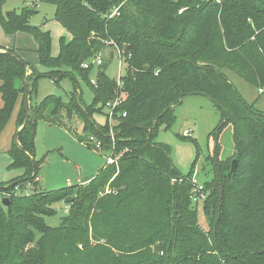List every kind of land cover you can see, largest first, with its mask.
<instances>
[{
  "label": "trees",
  "instance_id": "obj_1",
  "mask_svg": "<svg viewBox=\"0 0 264 264\" xmlns=\"http://www.w3.org/2000/svg\"><path fill=\"white\" fill-rule=\"evenodd\" d=\"M35 1L54 6L53 20L71 37L59 38L56 56L50 55V33L30 25L35 11L25 6L19 13L0 10L2 30L29 34L45 76L59 85V71L68 69L73 89L66 103L47 96L34 106L33 118L7 151L9 169L23 175L0 183V196L9 201L8 208L0 204V264H264V113L223 73L234 72L264 94V0ZM107 45L123 54L127 71L117 86L99 68L90 87L93 105L101 107L82 109L76 77L88 80L91 67L83 71L82 64ZM27 68L34 69L0 46V133L25 92ZM37 80L30 81L28 101ZM188 96L214 104L217 133L230 127L237 161L229 179L227 160L214 166L216 177L203 183L206 196L198 203L192 202L195 161L182 175L167 147L156 141ZM115 98L121 102L113 109L110 137L107 121L99 126L90 116ZM21 100L18 128L24 94ZM63 109L69 118L73 111L86 121L89 135L81 142L88 145L95 137L102 150L125 152L85 185L43 191L36 182L41 161L34 159V127L38 119L53 122ZM26 184L34 186L32 193L16 194ZM55 202L68 213L50 227L43 217L56 214ZM199 204L207 231L198 223Z\"/></svg>",
  "mask_w": 264,
  "mask_h": 264
},
{
  "label": "rangeland",
  "instance_id": "obj_2",
  "mask_svg": "<svg viewBox=\"0 0 264 264\" xmlns=\"http://www.w3.org/2000/svg\"><path fill=\"white\" fill-rule=\"evenodd\" d=\"M24 6L28 10L35 11L29 19L30 25L49 31L51 39L49 51L50 55L55 56L58 52L59 36L64 32L62 26L53 20L55 7L38 3L35 0H5L0 4V10L3 14L9 11L19 13ZM0 45L4 49L9 48V50L15 51L20 59L34 68L26 69V78L24 79L28 83V94L31 93L30 81L34 80L36 76L38 79L35 84L36 95L31 94L28 101L29 110H33L47 96L59 97L63 103L69 100L73 89L70 80L74 76L72 71L68 69L59 71V85L47 78L45 76L46 70L39 64L37 43L29 34L7 35L0 24ZM97 62H100V64ZM81 67L83 71H88L91 67L87 81L76 77L82 109L95 108L97 105L92 103L93 96L90 86L95 85L91 81H96L99 68L104 69L105 74L110 79L115 80L117 86H121V78L127 71L123 54L117 50L115 45H107L95 57L84 62ZM223 73L240 96L253 109L264 113V94L261 92L262 90L255 89L234 72L223 70ZM88 82H90V85ZM23 94L25 92H22L19 96L20 104ZM113 102L107 104L112 105ZM107 104L101 108L102 113L94 112L91 114L90 119L99 126H104L107 121L109 126L107 132L112 137L111 125L114 122V117L112 116L111 125H109L108 117L111 112L113 113V109ZM99 106L100 104L97 105V107ZM71 113L73 116L69 118L66 110L63 109L58 116L52 117L54 120L51 123L41 119L36 121L33 137L34 159L41 161V168L37 176L38 181L36 182L43 191H52L75 184L85 185L106 164L109 152L106 149L102 150V147L96 148L98 141L95 137L88 138L90 143L88 145L78 139L87 140L89 133L84 132L86 121L84 118L76 117L73 111ZM174 115L175 120L171 128L169 130L161 128L156 141L167 147L173 165L182 175L189 172L195 161L192 178H196L203 185V183L216 177L214 166L218 162L227 160L231 165V162L235 160L232 132L230 127H227L219 134L217 133L220 116L211 101L201 96L185 97V99H182V103L175 107ZM16 116L17 109L15 106L7 125L0 133V183L8 182L14 178L18 180L23 175V170L9 169L11 158L7 154L14 140L12 137L20 129V127L15 126ZM30 118H33L31 111ZM103 131L106 132L105 129ZM185 131L188 133L187 135L184 134ZM180 139L188 141H181ZM33 189L32 184H26L22 192L16 190L15 192H17L16 194L28 195L32 193ZM216 190L218 191L217 185ZM221 192H223L222 184ZM203 195L206 196V192ZM3 198L0 196V204ZM52 207L56 214L52 217H43V219L48 226L57 227L61 219L67 215L68 207L62 202H55ZM197 215L199 225L204 231H207L208 224L202 212L201 204L197 206Z\"/></svg>",
  "mask_w": 264,
  "mask_h": 264
},
{
  "label": "built area",
  "instance_id": "obj_3",
  "mask_svg": "<svg viewBox=\"0 0 264 264\" xmlns=\"http://www.w3.org/2000/svg\"><path fill=\"white\" fill-rule=\"evenodd\" d=\"M214 1H217V0H214ZM116 10L117 9H114L111 13V16L114 15L116 13ZM98 64H100V62H97ZM92 84H95L94 81H91ZM121 98H116L115 101L111 104H107V106H109L110 108L114 109L120 102ZM113 113L111 112L110 116L108 117V122H109V125H111V120H112V115ZM124 116V114H123ZM185 135H187L188 133L185 131L184 132ZM90 138H93V137H90ZM113 141V139H112ZM96 148H101V145H100V142H97V145H96ZM125 150L122 151L119 155H114L113 151H110L108 153V157L106 159V164L105 166H109V165H117V162L120 158V156L122 154H124ZM104 166V167H105ZM191 184L193 186V194H192V202L193 203H198V202H201L202 200H204L205 196L203 195L204 194V186L202 184H200L196 178H192L191 179ZM108 191V190H106Z\"/></svg>",
  "mask_w": 264,
  "mask_h": 264
},
{
  "label": "water",
  "instance_id": "obj_4",
  "mask_svg": "<svg viewBox=\"0 0 264 264\" xmlns=\"http://www.w3.org/2000/svg\"><path fill=\"white\" fill-rule=\"evenodd\" d=\"M35 79H37V76H36ZM24 86H25V94H24L25 117H24V121H23V124H22L21 128L16 131L15 138H14V142L15 143H17V139L16 138H17V135H18L19 131L21 129H23L27 125V122H28V119H29V114H30L29 104H28L29 103L28 102V83L25 80H24ZM236 167H237V161L236 160H233L231 162V165H230V171L227 174V178L228 179L234 173ZM221 196H222V192H221V184H220V198H221ZM1 205L4 208H8L9 207V201H8V199L7 198L1 199Z\"/></svg>",
  "mask_w": 264,
  "mask_h": 264
},
{
  "label": "crops",
  "instance_id": "obj_5",
  "mask_svg": "<svg viewBox=\"0 0 264 264\" xmlns=\"http://www.w3.org/2000/svg\"><path fill=\"white\" fill-rule=\"evenodd\" d=\"M45 31H48V30H45ZM63 33L59 36V38L61 37V36H64V37H66L67 38V40H70L71 39V37H70V35H68L66 32H65V30L63 29ZM49 32V31H48ZM65 33V34H64ZM1 46V45H0ZM2 47V46H1ZM3 48V47H2ZM6 49H9V48H6ZM57 54H58V52H57ZM56 54V55H57ZM55 55V56H56ZM2 105V102L0 101V106ZM19 105H20V100L18 99L17 100V102H16V109H17V112H18V110H19ZM13 138V137H12Z\"/></svg>",
  "mask_w": 264,
  "mask_h": 264
}]
</instances>
